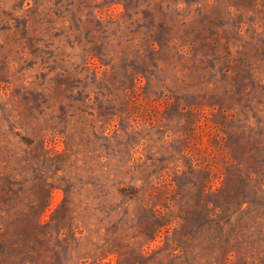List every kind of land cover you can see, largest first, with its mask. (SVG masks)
Returning <instances> with one entry per match:
<instances>
[{
    "label": "rangeland",
    "instance_id": "obj_1",
    "mask_svg": "<svg viewBox=\"0 0 264 264\" xmlns=\"http://www.w3.org/2000/svg\"><path fill=\"white\" fill-rule=\"evenodd\" d=\"M0 264H264V0H0Z\"/></svg>",
    "mask_w": 264,
    "mask_h": 264
}]
</instances>
